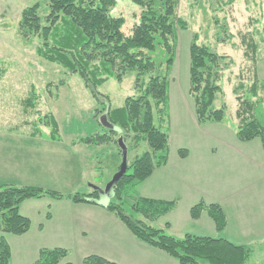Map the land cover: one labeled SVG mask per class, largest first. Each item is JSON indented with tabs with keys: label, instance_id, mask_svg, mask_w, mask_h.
<instances>
[{
	"label": "rangeland",
	"instance_id": "374dc122",
	"mask_svg": "<svg viewBox=\"0 0 264 264\" xmlns=\"http://www.w3.org/2000/svg\"><path fill=\"white\" fill-rule=\"evenodd\" d=\"M35 4L40 5L39 15L45 18L49 14V7L43 0H0V70L5 71L0 81V186L10 183L20 187H36L59 193L64 198L58 201L45 197L24 207L23 212L31 216L33 228L22 238L25 243L14 236L8 237L13 245L11 264H27L34 259L40 247L67 249L69 255L63 263L71 264H84L86 255L90 252H93L90 256L97 255L99 249L109 254L110 258L126 264H178L163 252L152 250L157 253L155 256L132 243L130 245L128 238L119 231L120 220H116V225L110 220V223L104 224V229L111 235L110 238L124 246L123 249L114 245H107L103 249L93 245L94 251L91 247H87L86 251L70 237V232H54L52 230L55 228H51L38 234L34 230L43 221L45 213L54 216L55 221L68 215L70 212L63 207L72 204L68 197L91 194L96 188L105 189L122 162L119 146L115 143L102 146L80 143L90 135L103 132L98 122L102 121L104 115L100 119H96L95 115L98 108L106 105L96 102L79 75L69 74L62 67L39 57L38 38H25L20 34L22 12ZM145 14L142 7L130 0H116L111 11L114 20H123L124 35L134 39L141 38ZM178 16L188 26L187 30H180L178 34L166 125L159 126L156 112L155 123L162 130H169V152L204 147L208 160L194 176L199 175L197 182L207 194L206 200L209 198L208 202L222 203L227 210L230 231L225 235V231H211L203 219L198 222L192 217L193 222L191 218L188 219L187 203H192L191 200L184 207L183 204L177 207L178 201H172L175 207L156 222L146 221L142 216L135 217L176 239H182L187 234L211 235L213 238H228L236 244L252 245L253 254L248 264H264V242L260 237L264 232V170L244 164L243 160H239L241 157H229V148L219 145L215 138L220 133L217 123L197 126L190 114L194 101L189 91L190 45L194 35H197L198 44L209 46L213 52L227 57L221 62L223 78L220 85L223 91L217 96L214 108L226 106L224 124L234 130L238 106L234 90L243 84L244 90L238 95L245 97L253 82L249 77L251 74L243 70L246 65V43L252 40L260 49L264 47V0H179ZM258 52L259 49L257 55ZM136 77L137 72L131 71L122 83L109 79L98 90L110 97L112 109L121 108L126 98L138 95ZM33 88L37 94L35 110L25 105ZM48 114L54 117L59 126V137L56 136V139L49 136L51 127L44 118ZM256 143L259 140L243 143L242 147L253 150ZM211 149H214L213 154L209 153ZM146 151L143 144L140 149L129 152L128 162L131 163ZM137 191L124 196L125 209L131 215L132 205L137 201ZM81 209L75 208L74 212L80 214ZM111 214L109 217L115 219ZM167 217L176 220L175 232L166 228ZM201 264L209 263L201 261Z\"/></svg>",
	"mask_w": 264,
	"mask_h": 264
},
{
	"label": "trees",
	"instance_id": "16d2710c",
	"mask_svg": "<svg viewBox=\"0 0 264 264\" xmlns=\"http://www.w3.org/2000/svg\"><path fill=\"white\" fill-rule=\"evenodd\" d=\"M130 1L146 13L144 29L138 39L126 37L122 31L123 20L111 17L116 0H43L49 7V14L41 17L39 4L26 8L22 12L19 32L25 38H38L39 57L62 67L69 74L79 75L96 102L106 105L96 110L95 117L100 119L106 115L117 130L103 127L99 120L103 132L90 135L80 143L89 146L118 145L122 139L128 153L146 145V152L128 162L127 172L117 183L114 197L105 209L114 214L136 239L165 253L178 264H201V261L209 264H248L253 254L252 245L236 244L224 237L191 234L176 239L135 217L142 216L146 221L156 222L175 207L174 202L138 198L132 205V215L125 209L124 196H130L156 169L168 162L169 130L160 127L166 125L169 114L170 77L176 62L178 34L180 30H187L188 26L178 16L179 0ZM258 49L254 41L246 43L243 70L251 74L249 77L253 82L245 97L238 95L244 90L243 84L234 90L238 105L235 133L241 142L260 140L264 149V82L257 76ZM226 58L213 52L209 46L198 44V37L194 35L190 45L189 91L197 122L201 125L226 121V106L214 108L217 96L223 91L220 85L223 78L221 62ZM131 71L137 72L135 89L138 95L126 98L123 107L112 109L110 97L101 94L98 89L109 79L122 83ZM4 75L5 71L0 70V81ZM36 95L33 88L30 98L25 101V105L32 110L36 109ZM155 112L160 127L155 123ZM44 118L51 127V139L59 137V126L54 117L48 114ZM119 152L122 156L120 149ZM186 153L185 150L180 151L181 156ZM45 197L58 201L64 198L59 193L36 187L0 186V234H27L31 221L21 214V205ZM68 198L75 204L95 205L92 200L98 199V193L94 191ZM203 212H207L214 221L217 232L226 230L227 215L222 206L201 202L191 209V217L199 219ZM68 255V250L63 248L43 249L33 264H71L63 263ZM11 258V247L1 237L0 264H11ZM84 264L116 263L90 256Z\"/></svg>",
	"mask_w": 264,
	"mask_h": 264
},
{
	"label": "crops",
	"instance_id": "0c3cea01",
	"mask_svg": "<svg viewBox=\"0 0 264 264\" xmlns=\"http://www.w3.org/2000/svg\"><path fill=\"white\" fill-rule=\"evenodd\" d=\"M257 66H258L257 76L260 79V81L264 82V47L263 49H260L259 47V52L257 55ZM169 108H170V105H169ZM190 110H191L190 114L192 115L193 120L196 122L197 126L199 127L198 125L199 123L197 122L196 113H195V105H191ZM216 126L220 130V133L215 138L217 141H219L218 142L219 145L229 148V150L227 149L229 151L228 156L230 155L231 158L233 157L234 159H236V157H241V159L239 160H243L244 164L249 165V166H253V165L258 166L264 170V149H263V146L260 140H259V143H256L253 150L251 148L248 149V148L242 147L243 143L245 144L254 143V141L258 139L253 140L251 142H241L236 137L235 128L234 130H232L228 128L227 126H225L224 123L216 124ZM228 131L230 133L226 134V132ZM170 143H171V138H170ZM181 150H185L187 153L184 156H181L180 154ZM209 153L213 154L214 149H211ZM207 154L208 153L204 150L203 146H197L196 150H191V149L188 150V148H186V149H179L173 152L170 151L167 164L162 166L161 168L156 169L153 175L149 179H147L145 182L141 183L137 187L138 197L136 199L144 198V199H151V200L165 201V202H172V201L177 202L178 201L177 207H181L182 204L184 207L186 202L191 200L192 203H187L188 219L191 218V214H190L191 209H192V206L195 205L196 203L203 202L206 205L219 204L220 206H222V208L224 209L227 215L228 225H227V229L224 232V234L226 235L230 231V219L228 217L227 210L224 208L222 203L212 202L211 200L208 202L209 198L206 200L207 194L203 191L202 187H200L199 183L197 182L199 175L196 177L194 176L197 170L199 169V167L206 164L208 160ZM210 157H213V156L211 155ZM6 184H10V183H5V184H2L1 186L6 185ZM196 184H198V186ZM198 188L199 189L201 188L200 191L198 190ZM41 200L43 199L29 200L26 202H31V203L24 202L21 205V209H20L21 214L31 221V229L29 230L28 233L31 232L33 228V224L31 220V216L23 212L24 207L26 208V206L27 207L31 206L32 204L37 203ZM26 204H29V205H26ZM48 206L52 207V204H49ZM75 206H80V207H75ZM63 207L66 211L70 212L68 215L60 217L57 221H55L56 219L54 216H51L49 213L48 214L45 213L43 221L41 219L42 222H40L37 225L39 227H36L34 230H37L38 234H42L45 230L51 229V228H55L54 230L51 229L54 232H62V233L70 232V235H71L70 237L75 239L77 244H80V248L82 250H86L87 247H91L92 250L94 251L95 248H93V245L96 246L97 248H102V249L105 248L107 245L108 246L114 245L118 249L124 248L123 245L115 242L112 239V237L110 238L111 235L107 233L104 229V224L110 223V220H112L114 225H116V222H118L116 220H119L115 215L111 214V212H109L107 209L96 206V205H92V204L80 203L79 205L73 202L72 204H66ZM75 208H83V209H81L80 214H78L77 212H74ZM92 209L94 210L93 213H91ZM110 214L113 215L115 219H111V217H109ZM167 218H166V223H165L166 228L168 230L175 232L176 230L175 228L177 224V222L175 223L176 220L172 219V217L170 218L167 217ZM202 219L205 220L207 225L210 227L211 231H217L214 221L210 218L207 212L202 213L201 217L196 221L198 222L199 220H202ZM191 220L193 222L192 218ZM119 226H120L119 227L120 233L124 235L126 238H128L130 245L132 243L138 249H142L146 253H150V254L152 253L156 256L157 253H153L154 251H152L156 249L154 248L150 249L151 248L150 246L136 239L133 236V234L129 231V229L122 222L120 223ZM28 233L22 236H14V237L19 238V240L24 241V239L22 238L27 236ZM9 236L11 235H5L4 238L9 243L11 247V251H12V256H13V245L11 242L12 240L8 238ZM195 236L211 237V235H195ZM133 237L135 239H133ZM260 237L262 239V242H264V232L260 234ZM0 238H1V235H0ZM40 248L36 252L34 259L29 260L27 264L35 263L39 259L41 250L50 249V248H41V249ZM57 248H61V247H57ZM51 249H54V248H51ZM96 253L98 257L104 258L107 261H110L116 264H126L123 261L110 258V256H108L109 254H105L103 250L99 249L98 252ZM90 254H93V252H90ZM90 254L86 256L90 257ZM97 255H91V256H97ZM86 258H84V260Z\"/></svg>",
	"mask_w": 264,
	"mask_h": 264
},
{
	"label": "water",
	"instance_id": "95a60500",
	"mask_svg": "<svg viewBox=\"0 0 264 264\" xmlns=\"http://www.w3.org/2000/svg\"><path fill=\"white\" fill-rule=\"evenodd\" d=\"M101 124L103 127L116 131L117 128L111 125L107 119V116L102 117ZM119 149L122 153V162L119 168V171L114 175L112 181H110L105 189L96 188L98 193V199L92 200V202L99 207L107 208L110 204L111 199L114 197L115 188L119 180L126 174L128 168V150L122 139L118 141Z\"/></svg>",
	"mask_w": 264,
	"mask_h": 264
}]
</instances>
